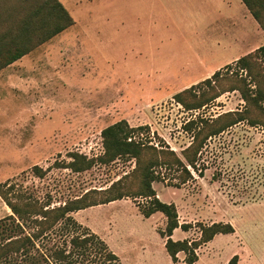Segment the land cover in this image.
<instances>
[{
	"label": "rangeland",
	"instance_id": "374dc122",
	"mask_svg": "<svg viewBox=\"0 0 264 264\" xmlns=\"http://www.w3.org/2000/svg\"><path fill=\"white\" fill-rule=\"evenodd\" d=\"M64 4L74 23L0 74V183L9 182L11 193L23 192L52 206L86 192L89 199L112 195L114 190L108 188L119 179L123 190L134 191L139 172L131 173L132 157L96 162L82 171L62 166L72 161L73 152L87 158L101 154V130L120 119L137 127L135 139L149 140L156 147L168 145L185 162L182 151L194 134L185 126L189 119H210L248 104L233 89L244 88L242 79L250 80L235 60L220 67L221 75L211 86L199 84L183 94L186 101L200 99L202 93L219 94L208 104L188 110L173 98L201 81L196 75L205 69L264 44L262 27L248 24L235 6L238 27L248 28L243 44L237 43L241 31L236 26H226V36L213 25L205 29L196 0H64ZM255 7L264 20V9ZM212 16L220 20L217 14ZM60 17L53 0H0V45L38 43L61 24ZM261 105L249 106L248 114L260 124L241 121L203 141L197 170L190 168L191 179L180 183L178 171L162 167L161 180L152 182L160 200L175 204L179 223L192 225L187 231L178 228L174 240L198 239L200 224L233 225L235 232L218 233L211 244H201L193 264H222L234 254L238 264H264V102ZM33 165L44 174L37 175ZM127 173L131 176L122 179ZM9 184L2 188L8 190ZM146 203L144 198L125 196L71 215L101 237L122 264H187L182 251L172 262L159 234L166 218L159 211L145 217L141 209ZM10 213L0 196V219ZM23 228L34 229L32 224ZM64 238L57 235L49 245ZM36 245L40 249V239Z\"/></svg>",
	"mask_w": 264,
	"mask_h": 264
},
{
	"label": "trees",
	"instance_id": "16d2710c",
	"mask_svg": "<svg viewBox=\"0 0 264 264\" xmlns=\"http://www.w3.org/2000/svg\"><path fill=\"white\" fill-rule=\"evenodd\" d=\"M53 1L61 13V24L47 31L44 36L40 37L38 43L32 45L17 42L1 44L0 69L13 63L36 45L50 39L74 23L61 2ZM242 1L264 31L261 11L255 7L258 5L264 9V0ZM235 61L250 76L249 83L242 79L244 88H233L240 91L242 99L248 104L241 110L225 111L210 119L201 116L189 119L185 126L188 130H194V134L190 145L182 151L185 162L168 145L161 144L156 147L157 145H153L149 140L135 139L132 134L137 130V127L130 126L126 119H120L101 130L103 145L101 154L87 158L86 155L73 152L70 155L72 161L62 166L69 167L74 171H82L90 168L96 162L109 163L121 156L132 157L135 159V168L131 173L139 172V185L134 191L123 190L121 186L123 180L119 179L108 188V191L114 190L112 195L101 199H89L88 192H86L76 199L51 206L50 202L39 201L23 192L11 193L13 187L9 182L0 183V196L11 210L10 214L0 219V236L4 232L8 234L0 238V264H122L119 256L108 247L106 242L95 232L82 227L71 215V212L108 203L125 196L141 197L146 200L147 205L141 209V213L145 217L157 211L165 216V229L160 230L159 234L165 238L164 247L173 262L178 260L177 254L182 251L185 253L184 261L187 264H193L198 259L196 249L201 244L211 240L215 234L234 232L231 223L217 221L207 225L200 224L198 239L174 240L172 232L175 228L179 227L187 231L192 225L186 222L179 223L175 204L160 200L152 182L161 180L163 173L160 170L162 167L178 171L177 178L180 183L186 182L193 177L190 168L194 171L197 170L196 156L204 140L241 121H246L250 125L260 124L257 119L250 118L248 114L249 106L261 109V104L264 102V44L258 46L254 51L240 56ZM220 70L218 69L209 77L176 92L173 98L188 110L203 107L219 94L210 97L202 93L200 99L192 101H186L183 94L192 93L199 84L211 86L212 82L221 75ZM261 125L264 129V123ZM32 169L39 176L44 174V170L38 165H33ZM131 173H127L122 179H127ZM7 184H9V189H3L2 186ZM28 224L33 225V231L24 230L23 227ZM63 234L67 239L64 238L62 243L58 241L49 245L57 235L62 236ZM39 239L40 249L36 245ZM238 260V255L234 254L225 264H238Z\"/></svg>",
	"mask_w": 264,
	"mask_h": 264
},
{
	"label": "crops",
	"instance_id": "0c3cea01",
	"mask_svg": "<svg viewBox=\"0 0 264 264\" xmlns=\"http://www.w3.org/2000/svg\"><path fill=\"white\" fill-rule=\"evenodd\" d=\"M59 1L61 2V4H63V6H65L64 0H59ZM196 6L198 7L200 13H202L200 20H205V22H206L205 29H207L208 27H211L213 25L214 27L212 29H215V30L217 28L222 29L224 31L222 33L224 36H226V32H225L226 26H236V29H240L241 34L240 35L238 34L239 36L237 35L238 36L237 37V43L238 44H243L244 42H247V37H248V30L247 29L248 28H246L245 26H240V28L238 27V18L235 15L236 13H233V7L234 6L239 11L238 13L241 15V17L248 21V24L251 23L253 27L259 25L257 20L252 16L251 12L249 11V9L247 8V6L244 4V2L242 0H196ZM65 8H66V6H65ZM231 10H232V12H231ZM213 14H217L220 17V20L214 18L212 16ZM240 20H241V18H240ZM260 28H261V26H260ZM220 43H221V41L217 42V44H220ZM247 46H248V43H246V47ZM246 52L247 51H245V50H241L238 54H236L234 56H230L228 61L222 62L223 64H221L220 66L218 65L215 68L205 69V73L200 74V75H196V77L198 79L203 80L204 78L209 77L215 70L220 69V67L222 65H224L228 62H231L233 60H236L237 58H239L240 56H242ZM16 61H14V62H16ZM13 63H11V64H13ZM11 64H9L8 66H10ZM8 66H6V67H8ZM2 70L3 69H0V74L3 73ZM7 75H8V73H7ZM9 78H12V75H10ZM178 228L179 227H177L173 230V232H172L173 238H175L174 237L175 232H177ZM215 237H217V234H215L211 240L206 242V244H211V242L214 240ZM230 257L226 258L222 262V264H225Z\"/></svg>",
	"mask_w": 264,
	"mask_h": 264
}]
</instances>
